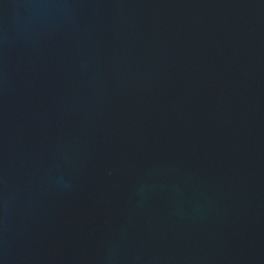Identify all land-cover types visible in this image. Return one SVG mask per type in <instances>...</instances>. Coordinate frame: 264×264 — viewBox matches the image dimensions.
Segmentation results:
<instances>
[{"label":"water","instance_id":"1","mask_svg":"<svg viewBox=\"0 0 264 264\" xmlns=\"http://www.w3.org/2000/svg\"><path fill=\"white\" fill-rule=\"evenodd\" d=\"M0 264H264V0H0Z\"/></svg>","mask_w":264,"mask_h":264}]
</instances>
